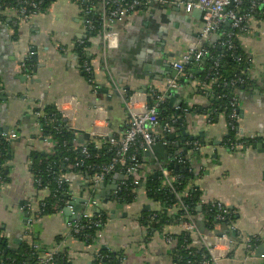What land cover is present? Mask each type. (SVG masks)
<instances>
[{
    "label": "crops",
    "instance_id": "0c3cea01",
    "mask_svg": "<svg viewBox=\"0 0 264 264\" xmlns=\"http://www.w3.org/2000/svg\"><path fill=\"white\" fill-rule=\"evenodd\" d=\"M194 1L149 0L142 12L115 24L119 37L118 48L113 50H104L99 36L90 37L81 8L70 0H49L45 9L26 23L17 22L5 3L0 2V128L16 129L19 134L8 144L3 164L8 181L0 186V238L9 250L17 251L23 244L31 248L34 234L43 248H57L56 255L68 264H93V253L98 248L121 254V264H172L165 233L150 234L147 227L138 223L143 212L158 205L138 190H132L135 197L131 202L120 201L118 195L125 194L128 183L122 173L107 178V184L117 188L116 192L97 188L96 192L103 194L94 198L96 206L79 204L78 216L84 212H104L108 218L93 245L67 234L72 222L61 211L40 214L47 194L34 184L30 153L45 154L46 146L34 136L32 117L36 110L42 112L72 97L78 109L69 103L63 109L71 116L77 111L72 118L73 130L88 133L92 141L124 133L129 97L134 96L139 109L147 105L151 94L158 93L162 98L167 92L179 96L175 109L185 106L194 110L208 104L197 91L195 81L178 83L176 80L184 75L171 77L169 72L174 70L169 64L178 61L186 50L200 46L221 50L215 34L200 41L202 12L195 9L186 13L183 6ZM263 27L264 21L259 28ZM238 38L252 61L251 80L255 79L252 88L238 93V110L242 111L238 114L239 129L256 136L249 150L234 154L227 147L229 128L224 114L208 123L206 115L194 112L195 116H190L183 112V118H178V133L169 124L162 126L160 119L152 133L153 145L167 146L163 151L167 158L145 162L141 157L145 168L153 174L165 170L161 165L186 160L192 166L193 185L201 193L198 206L201 201L205 205L220 203L234 215V244L229 249L224 244L216 246L218 256L212 264L263 263L246 250L242 239L260 235L264 227V37ZM78 48L89 60H80ZM85 61L92 65L91 82L83 73ZM24 62L28 66L26 71L21 68ZM170 80L176 82V89L168 86ZM169 103L163 102L171 108ZM76 137L78 140L79 136ZM93 177L90 173H67L69 191L76 197L84 193ZM115 193L119 201L113 200ZM118 205L121 207L116 210ZM144 206L149 209L144 211ZM29 220H35L32 226ZM194 223L207 245H212L223 230L219 225L207 227L202 211L197 213ZM166 231L179 234L184 231L183 223L171 224ZM192 238L200 243L196 236Z\"/></svg>",
    "mask_w": 264,
    "mask_h": 264
},
{
    "label": "trees",
    "instance_id": "16d2710c",
    "mask_svg": "<svg viewBox=\"0 0 264 264\" xmlns=\"http://www.w3.org/2000/svg\"><path fill=\"white\" fill-rule=\"evenodd\" d=\"M1 1L7 4V7L11 9L17 6L16 0ZM143 1L147 4L149 0ZM48 3L49 1L44 2L42 10L48 6ZM248 8L249 0H243L241 9L246 10ZM259 8L260 7H258V9ZM99 13L100 12L95 11L92 12V19L95 24L96 31L99 30ZM255 18L259 21H264L263 14L257 13ZM229 29L230 28H226L225 30ZM234 33L237 34L236 31H234ZM89 35L90 37L96 36L93 33ZM233 39L234 48L231 50H218L204 46V48L207 49L210 58L201 61L200 66L197 64L185 66L183 74L184 77L176 80L181 84L190 83L187 78L189 74L193 75L195 80L205 83L209 82L211 79H216L217 83L212 85L211 91H208L207 94V98L209 100L208 104L194 107V110H192L197 114L206 115L209 122H213L216 118H218V116L224 114L229 128L226 145L230 149L231 146L235 144V137L237 134L236 127H239L238 121L231 120V118L228 117L230 103L233 99L236 100L238 108V93L247 92V89L253 87H251V85L255 80H251L247 73H245V69L247 67L251 68V63H249L250 60L241 47L238 36H235ZM87 45L88 43L86 42L85 47ZM77 50V55L80 54V60H89L86 53H81V48H78ZM84 75L85 78L88 77L92 79V75H90V77L86 73H84ZM240 81H242V83H240ZM159 96L160 95L156 93L151 96L152 98L149 97L147 99V107H153L156 101H158ZM185 109V106H181L180 111L177 113L176 110L164 105L162 102V104H158V117L161 122H166V124L172 126L175 133H178L180 131L179 123L181 122L178 118H183V112ZM42 113L46 120L45 123L42 120L43 137L50 136L55 142V154L48 156L46 153H30L31 160L33 161L31 172L34 177L40 172L39 179L41 181V185L43 187H47L50 193L47 195L43 205L41 206L40 214L51 215L64 208L66 197H64L62 193L67 191L69 192L70 190V186L67 182L58 183L57 181L59 175H66L68 173L66 168L67 164H73L77 161H81L84 163L85 167L74 168L72 170L73 173L98 174L102 166L108 165L111 162V159L115 155V151H110L106 146H102L100 150H96L93 142L90 140L87 146L88 157H84L80 154V148H73V141L76 140L77 135L74 131L66 128L60 114L55 110V108L51 106L42 110ZM172 121H174L173 125L170 124ZM8 144L9 143H5L0 138V181L2 182L8 181L7 175L3 170ZM181 153L182 157H185V155H183L184 153ZM128 155L137 156L142 168L145 169L146 165L141 159L142 149L139 146L129 150ZM177 155H179V153H177ZM162 167L166 166L164 165ZM170 174L172 178L168 182H165L162 187L161 184L164 177L161 172H158L156 176L153 173L146 176V180L141 184L142 188H139L138 190H143L146 198L149 201L154 202L158 205V207L156 206L153 210L143 212L141 217L138 219V223L147 227L150 234L165 233V236H170L174 239V243L170 245L171 257L173 260L172 264H199L204 256L208 257L206 248L199 242L195 243L192 238L193 236L186 231L176 234L171 231H166V229L171 224L175 225L189 221L194 222L195 216L198 213L197 208L201 200V193L197 191L193 185L194 174L192 172V166L187 163L186 160H183V162H179L178 164L174 163V167L170 170ZM129 181L126 186V191H124L125 194L123 195L122 192L118 196L119 200L122 202L129 203L135 197L132 190L136 191L137 189L133 188ZM213 206V203L205 205L202 207L201 211L207 221V227L210 229H213V227L217 225L223 227V230L219 234L221 235L224 230L227 231V228L225 225L214 220V216L217 212ZM100 216L102 221V226L100 228L89 227L86 225L87 223L84 222V220L79 221L81 225H86L88 228H84L83 231L77 236H74V238L86 245H93L96 242L98 233L101 231L108 219L104 213H100ZM232 220H235L234 215L232 216ZM56 240L59 241V239ZM251 245L252 247H256L259 245V241L253 240ZM98 251L103 258L100 261L92 262L93 264H121V254H115L102 248H98ZM62 258L63 257L61 255H56L53 257L52 262H54V264H68ZM0 264L40 263L38 260V254L34 253L32 248H29L26 244H23L17 251H11L8 249L6 241L3 238H0Z\"/></svg>",
    "mask_w": 264,
    "mask_h": 264
},
{
    "label": "built area",
    "instance_id": "2783aa9c",
    "mask_svg": "<svg viewBox=\"0 0 264 264\" xmlns=\"http://www.w3.org/2000/svg\"><path fill=\"white\" fill-rule=\"evenodd\" d=\"M49 0H16L17 6L15 8H9V12L13 14L15 20L20 23H26L30 17L38 14L42 10V5L44 2ZM74 4L78 5L81 8L83 14V20L86 24L87 33H93L96 36H99L103 42L104 50H113L118 48V33L114 30L115 24L126 17L133 16L139 14L143 11V9L147 6V4L143 0H70ZM243 0H196L194 2L184 3V10L186 13H190L193 10H199L202 12V31L200 34V41L207 40L212 35H217L220 39V48L224 50H231L234 48V37L235 36H243L245 38H253L255 36H263L264 37V27L259 28L262 25L263 21H259L255 18L257 13L264 15V0H249V8L246 10L241 9ZM7 7V4H4ZM258 7H260L258 9ZM8 8V7H7ZM101 11H100V10ZM100 12L99 16V30L96 31L95 24L93 22L92 12ZM225 26V27H224ZM226 28H230L229 30H225ZM236 31L237 34L234 33ZM210 58V55L207 52V49L204 46H200L199 48H191L186 50L178 61L173 63V68L179 75L184 74L185 66L190 64H197L200 66V62L204 59ZM249 63H251V68L247 67L245 69V73L252 79V61L250 58ZM215 60V59H214ZM217 66V62H216ZM27 63L24 62L21 65L22 69L27 70ZM83 72L88 74L89 77L92 75V65L90 62L85 61L82 64ZM189 80H194L195 86L200 91V96L205 103H208L207 94L208 91H211L212 85L217 83L216 79H211L209 82H200L195 80L193 75L189 74L187 76ZM89 82H91V78H86ZM242 83V81H240ZM224 84V83H223ZM232 84V82H231ZM226 85V84H224ZM168 86L171 89H176L177 84L174 80H170L168 82ZM153 93V92H152ZM154 94H151L153 96ZM201 99V100H202ZM161 102V97H158V101H156L153 107L143 106L141 109L138 108V103L136 102L134 96L129 97L127 100V107L129 110V119L127 121L126 130L121 136H104L99 140H92L94 148L96 150H100L102 146H107L110 151H115L114 157L111 159V162L108 165H104L101 167V170L98 174H94V177L91 181L90 188L86 189L84 192V198L88 201L87 206H96V201H94V193L97 191L99 183L103 180H107V178L114 177L119 173L124 174V176L130 182V185L139 189L142 188L141 184L146 180V176L151 174V171L148 169H143L140 164L137 156L128 155L129 150L132 148L139 146L142 149V153L146 147H151L154 144L153 131L159 124L158 117V104ZM65 103L73 104L75 108L78 109V103L76 99L69 98L68 101L61 100L57 102L55 110L60 114L62 121L65 126L69 130H73V122L72 118L76 114V110L73 112L72 116L67 113L65 109H63V105ZM180 111V108H176ZM186 115L195 116L194 111L191 108H187L184 110ZM228 117L231 120L239 121L238 108L236 100H232L230 103V110L228 112ZM43 113L39 110H36L33 113V127L35 129L34 136L36 139H39L44 146H46V154L48 156H52L55 154V142L52 140L50 136L43 137V123H45V118L43 119ZM206 121L209 123L208 117L206 116ZM174 124V121H172ZM237 134L235 137V144L231 146V152L234 154L245 153L249 150L251 146V142L256 139L255 134L247 133L244 134L240 131L239 127H236ZM0 138L5 142L9 143L19 138V134L16 129H11L7 131L5 134H0ZM89 141L85 144H79L78 140L73 141V148L79 149L80 154L84 157H88L87 146ZM196 144V143H195ZM194 144V145H195ZM197 147V146H195ZM142 157V155H141ZM67 161V160H65ZM85 165L81 161H77L73 164H67L68 173H71L74 168H84ZM161 174L164 177V180L161 184V187L165 182H168L172 176L170 171L167 169H162ZM40 172L37 173L35 177H33L34 184L38 189L43 190L49 195V189L47 187H43L41 185V181L39 179ZM58 183L66 182V175H59L57 179ZM4 182L0 181V186L3 185ZM136 190V191H137ZM117 191V188L114 192ZM143 192V190H138ZM144 193V192H143ZM66 200L64 202V207H69V204L72 202V199L75 194L71 191H67L62 193ZM116 193L114 194L113 200H118L116 197ZM186 195V194H184ZM119 196V195H118ZM119 201V200H118ZM43 205V204H42ZM205 205L204 201H201V204L198 206L202 209ZM208 205V204H206ZM214 209L216 210V215L214 216V220L220 224L226 226V228L235 232V220H232L233 214L222 204L214 203ZM177 208V207H175ZM104 213V212H103ZM106 215V213H104ZM86 222L89 227L100 228L102 226L100 213L96 215H91L89 213L84 212L82 216H80V220ZM35 220H29L30 226L34 224ZM75 222L68 226L67 234L74 237L80 234L84 228H88L86 225H81L80 223ZM184 231L190 233L193 237H197L200 240V244L206 248L208 253V257L204 256L202 261L199 264H212L217 259L216 249L215 247L224 244L227 249L233 246L234 241L231 240L230 235L225 233L221 234L215 238L212 245H207V242L198 235L197 228L195 223L192 221L183 223ZM32 243L31 248L34 253L38 254V260L40 264H54L52 259L56 256V249L53 248H43L42 245L37 241V238L34 234H32ZM239 237V236H237ZM264 237V227L261 231L260 235H256L254 237L242 239L245 243V247L247 251H251L252 245L251 242L253 240L259 241L261 243ZM165 241L172 245L174 243V239L170 236L165 237ZM236 241V240H235ZM238 241H240L238 239ZM237 242V241H236ZM223 257V256H222ZM103 258L102 255L99 254V251L96 250L93 253L94 261H100Z\"/></svg>",
    "mask_w": 264,
    "mask_h": 264
},
{
    "label": "water",
    "instance_id": "95a60500",
    "mask_svg": "<svg viewBox=\"0 0 264 264\" xmlns=\"http://www.w3.org/2000/svg\"><path fill=\"white\" fill-rule=\"evenodd\" d=\"M33 60H36V56H33ZM170 66H173V63H170L169 64ZM170 74H171V77H176V76H179V74L177 73V71L175 70H169ZM182 81V80H181ZM178 95L176 93H173V92H167L165 96H163L161 98V102H164V101H170L169 103V106H171V108L174 110L176 105H177V99H178ZM176 112L178 113V109H175ZM159 112V110H158ZM238 114H242V111L241 110H238ZM166 122H162V126H165ZM8 131L7 128H0V134L1 133H6ZM74 133L79 136L78 138V143L79 144H84L86 141H89L90 139V135L88 133H85L83 131H80L78 129L74 130ZM172 139V138H171ZM167 150V146H160V145H153L151 147H146L145 150L143 151L142 153V156L144 157L143 158V161L145 162H148L149 160H152L154 158H156L158 161H160V158L159 157H163V158H167V156L163 153V151H166ZM186 152V151H185ZM153 164V163H151ZM154 165V164H153ZM165 165V164H164ZM164 165H161V166H164ZM174 167V163H170V164H166V167H164L165 169L167 170H171L172 168ZM158 173V171L154 172V175L156 176ZM118 179H121V176H118ZM90 188V184L86 185V189H89ZM98 189L100 191H102L103 189H111L112 191H115V187L114 186H110L107 184V180H103L101 183H99L98 185ZM95 192L96 194H94V198L95 199H98L100 196H102V192ZM84 196V193H80L78 194L77 197H74L72 199V202L69 204V207H64L62 210H61V213L66 216V217H69V222H72V223H75V222H78L80 220V215L78 216L77 213L80 212L81 208L79 206V204H88V201L83 197ZM110 201V200H109ZM121 206L118 205L116 206V210L119 209ZM149 209V206H144L143 207V210H148ZM202 209L200 207L197 208V211L200 212ZM94 211H96V208H94ZM72 213L75 214L72 216ZM114 217V213H116L115 210H113V212H111ZM223 228V227H222ZM229 234L230 237L234 236L235 237V233L234 232H231L227 229V231L224 230V232L222 234ZM104 249V248H102ZM251 252L253 253V257L254 258H257V259H262L263 263L264 264V237L262 239V242L257 245L256 247H252L251 248Z\"/></svg>",
    "mask_w": 264,
    "mask_h": 264
}]
</instances>
